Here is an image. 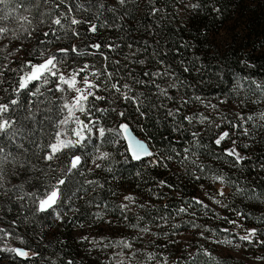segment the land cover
Returning a JSON list of instances; mask_svg holds the SVG:
<instances>
[{"label":"trees","instance_id":"16d2710c","mask_svg":"<svg viewBox=\"0 0 264 264\" xmlns=\"http://www.w3.org/2000/svg\"><path fill=\"white\" fill-rule=\"evenodd\" d=\"M196 3L201 7H190ZM18 4L22 6L17 7ZM119 5L113 9L104 0H66L64 4H59V0L47 3L45 0L38 3L37 0H9L6 7L0 5L4 12H11L8 20H0V27L10 30L0 38L3 50L0 51V103L19 100L17 106H10L13 111L9 115L22 129V134L14 139L0 136V147L16 158L14 165H5L3 188H0V229L4 230L0 232V242L10 232L20 236L27 248L23 249L31 252L27 258L15 253L10 264H69V261L72 264H116L121 257L115 254L121 251L125 263L134 259L135 263L143 264L140 262L148 260L152 254L157 263L217 264L212 250L184 245L188 232L196 233L197 238L201 234L202 238L209 234L217 236V232L209 228L212 223L209 220L194 228V216L179 211L180 207L190 208L182 201L186 196L195 195L188 190L191 177L185 172L180 174V170L187 169L190 173L200 170L205 163L204 160L193 163L190 158L180 164V160L185 153L197 156V153L213 150L228 156L227 150L233 148L222 142L215 143L227 130L212 118L207 117V122L201 123L195 116V107L215 105L220 108V100L252 92L253 80L264 84V0H189L185 7L178 0H154V3L143 0L141 7L136 3ZM213 6L219 8L220 13L214 12ZM155 9L159 11L154 12ZM236 15L239 19L240 16L246 18V34L241 39L233 36L232 39L237 40L235 45L218 44V34L226 24L236 22ZM20 17H27L30 23L23 22L22 26L17 19ZM56 18L61 19L63 28L52 23ZM72 18L94 23L98 31H88V23L71 25ZM73 29L80 35H74ZM76 39L73 45L82 54L71 52V44ZM93 44H100L101 48L91 47ZM59 48L69 49L66 56L79 63L76 66L80 69L88 65L87 69L91 67L94 72L104 73L99 79L93 78L100 86L96 94L105 99L89 97L86 102L89 112L79 113V116L85 122L87 117H92L98 128L105 129V135L94 136L90 141L86 139L83 146L65 149L49 162L44 158L50 151L47 146L54 143L61 126L59 121L66 116L61 106L69 91H57V85L53 84L55 79L51 78L47 85L41 86L39 82L29 85L31 92L40 87L43 95L33 96L30 91H22L17 96L15 89L19 77L28 71L27 61L37 63L35 57L50 49L62 55L57 52ZM81 58L86 61L81 62ZM139 60L145 63H137ZM105 69L113 73L111 80L107 79ZM157 71L170 75L162 78L151 75ZM113 83L125 92L122 86L130 85L132 91L128 94L136 102L125 101L111 88ZM172 84L176 87H170ZM156 85L167 88L168 96L161 95ZM120 112L125 115L121 117ZM186 117L193 119L189 122ZM121 124H127L136 136L140 132L149 139L146 143L150 151L152 147L161 154L160 167L148 166V157L133 160L124 138L118 142L121 158L104 159L101 169L96 170L85 165V156L96 148L104 149L102 147L109 144L107 137L111 127L118 131ZM233 127L234 124L229 125V129ZM256 145L258 162L254 164H264V145ZM74 156H80L83 162L70 172ZM247 161V175L244 173L243 177L250 183L244 185L239 177L242 191L239 215L243 219L247 211L256 212L255 204L264 199L262 171L258 165ZM102 169L104 171L100 172ZM59 179H65V184L60 186L62 199L56 206L61 219H57L51 209L36 210L38 200ZM158 184L161 189L157 188ZM136 193L143 195L140 199L143 204L135 208L132 201L124 198L134 197ZM196 200L203 202L202 205L195 201L198 208L209 209L204 199ZM124 204L128 208L122 211L120 206ZM145 227L150 231L141 232ZM260 237L259 241H264V237ZM120 240L131 242L133 248L115 246ZM152 243L157 247L151 248ZM260 248L264 251V244L260 243ZM205 250L215 259L206 255ZM133 251L136 252L134 258L131 257ZM224 259L219 264H232Z\"/></svg>","mask_w":264,"mask_h":264},{"label":"rangeland","instance_id":"374dc122","mask_svg":"<svg viewBox=\"0 0 264 264\" xmlns=\"http://www.w3.org/2000/svg\"><path fill=\"white\" fill-rule=\"evenodd\" d=\"M104 1L107 2L108 6L113 9L116 8L119 3L118 0ZM178 2L181 5H184V7L189 5V0H178ZM128 3H136L137 6L141 7L143 5V0H125V3L123 5L120 4L119 6L125 7ZM140 10L141 9H139V11ZM235 20L236 22L232 21L223 27V29L217 36V43L219 42L224 46H227L228 44L235 45L237 44V40L234 39H241L246 34V18L240 16L239 19V16L236 15ZM233 36H235L236 38H234ZM76 41L77 39L71 45L73 46ZM53 54H55V51L50 49L49 51L44 53L43 57L41 56V54L36 56L35 61H37V63H41L43 62V59ZM56 55L63 56V54ZM80 61L84 62L86 61V59L81 58ZM76 64L79 65V63L74 62L68 56H64V62L59 65V69L66 76H70L73 70L80 69V66H76ZM93 72V69L90 67V69H87L85 70V72L81 73V76L87 75L88 79L95 83L93 78L94 76L92 75ZM51 79H55L53 84L57 85V79L55 77H52ZM77 80H80V77H77ZM255 81L264 85L258 80ZM77 86L84 87L82 83H79ZM253 86L254 90L252 92L245 93L243 95L238 94L234 99L231 98L220 100V108L200 105L195 107V116L197 119H200L201 116L212 118L214 119V121H216L217 125H219L220 127H224L227 132L230 133V137L222 141V143L227 146H233V148L242 149L243 152L240 153V155L246 157L247 159L245 160H248L247 162H249L250 165H258L259 170L262 171L261 180L264 182V167H262L264 166V164H254L255 162H258V159H255V156L257 155V152L259 150L256 144H262V146L264 145V121H261L259 119V114L264 113V96H262L261 93L256 90L255 84H253ZM61 87H64L67 90L66 85H61ZM93 91L96 90L93 89ZM74 95V92L69 91L66 99L72 102V98L74 97ZM253 101L258 102L253 103ZM79 113V111H76L75 114L80 118ZM65 114L67 115V110L65 111ZM250 115L253 116L254 119L251 121H247V117ZM242 117L243 119H241ZM87 118V122H85L82 118L80 119L83 120L84 123L87 124L90 128H92V132H88L86 129L83 132V134L88 137V140L90 141L94 136H99V132L98 126L94 119L92 117ZM204 122H207L206 119L204 120ZM231 124H234V127L232 129H229V125L231 126ZM111 126H113V124H111ZM77 127L78 126L74 122H71L66 126L61 125L58 131L66 133L65 135L61 136V139H71L75 141L77 137L72 133L71 129ZM112 128L114 127H111V131L107 137L109 144L105 147H102L104 149L96 148L93 153H89L85 156V165L89 166V168L93 170H96L98 168L101 169V163L104 161V159H98L97 157H100L102 153L109 154L108 160H114V158H117L118 156H120L121 158L122 151L119 148L118 142L120 139H123L122 132L120 131L121 129L115 131ZM245 129L248 130V135L244 134ZM138 133L139 135L137 137L140 140H143L144 142L149 141V139L142 136L140 132ZM233 141L235 143H233ZM245 145H248V147H244ZM151 150L155 155L146 159L147 165L160 167V152L152 147ZM197 150L201 151L199 149ZM185 157H187V159L192 158L194 162H199V160L202 162V160H204L205 163H203V166L200 167V170H191L190 173L187 169H184L185 171L180 170V174H183V172H185V174H188V176L191 177V183L189 187L190 189L188 190L191 193H195V195H191L192 197L186 196L182 201L188 203L190 205V208L180 207L179 209H186L185 212H182L184 215H193V220H195L196 225H199V227L204 225L207 220L212 222L209 228L215 230L217 232V236L209 234L204 238H202V235L197 238L196 233L188 232V234L185 235L186 240L184 242V245L187 248L189 247L191 249L197 246L196 249L198 250L204 248L212 250V253L218 261H221L223 258H225L224 260L229 259L227 261H230L232 264H264V251L260 248L259 243V240H261L260 236L264 237V199H261L255 204L256 212L250 213L249 211H247L246 218L244 219L239 215V200L240 193L242 192L240 188L241 185L239 184V177H242V182L244 185L250 183L249 179L243 177V174L246 170L245 160L241 161L240 163H236L235 160L228 158V156L220 155L217 153V151L213 150L208 151L207 153H197V156L185 153L184 157L180 160V164H183L186 161ZM153 161H158V163H153ZM81 162H83V158H81ZM97 164L100 165V167H97ZM101 171L104 170L102 169L100 170V172ZM215 177H223V181L214 179ZM157 188L161 189V184H158ZM221 192H223V195L220 194ZM136 194L138 196L134 195L135 199L134 201H132L135 208L139 206L140 203L143 204V202L140 201L143 195L141 193ZM174 195L176 197V194ZM199 197L207 202L209 209L197 207L198 205H196L195 201ZM216 201H219V203H217ZM193 220L189 221L190 224H192ZM229 221H235L236 223H229ZM199 227H196V229ZM253 228L257 230V235L253 238L252 243L239 239L240 236L247 234L246 230ZM225 229H227V231H225ZM224 240H231L233 243L232 245H228L225 243L217 242ZM234 245H239V247H235ZM150 246L151 248L157 247L155 243H152ZM18 247L27 249L24 246L23 240L20 236H14L10 232H7V235L5 234L0 242V253L2 255L0 264H10V260L16 257L15 252L6 251L4 249ZM205 251L207 252V250ZM27 252L28 256H30L31 252ZM140 263L168 264V262L164 261L157 263L153 258H148V260H144ZM125 264L137 263H135L133 259L132 261H127Z\"/></svg>","mask_w":264,"mask_h":264},{"label":"snow or ice","instance_id":"6c2138e0","mask_svg":"<svg viewBox=\"0 0 264 264\" xmlns=\"http://www.w3.org/2000/svg\"><path fill=\"white\" fill-rule=\"evenodd\" d=\"M48 0H45V3H47ZM66 2V0H59V4H64ZM118 2L123 5L125 3V0H118ZM151 3H154V0H150ZM9 3V0H0V5H4L5 7L7 6V4ZM38 3V0H37ZM22 5L18 4L17 7H20ZM57 7H59V5H56ZM101 7H103V5H101ZM191 8L193 9H198L201 7V5L199 3L196 4H191L190 5ZM155 11H159V9H155ZM213 11L216 13H220V9L213 6ZM0 12H2L3 14L0 15V20H8L11 17V12H4L3 9H0ZM69 12H71V8H69ZM19 20H21L22 22V26H23V22H28L30 23V21H28L27 17H20L17 18ZM53 24L55 25H59L62 28L64 27V25L61 23V19L60 18H56L52 21ZM82 23H88L89 24V28L88 31H90L91 33H96L98 31L97 25L94 23H90L88 21H81L78 20L76 18H72L71 19V25H80ZM103 26V25H101ZM9 28L7 27H0V38H3L4 36H6L9 33ZM24 31H27V29L25 28ZM73 34L76 36H79L80 33L76 32L73 29ZM29 35H31V33H29ZM45 36L48 35V33H44ZM14 38L18 39L19 36H15ZM91 47L99 50L101 48L100 44H93ZM108 47L111 49L113 48V45H108ZM0 51H3L2 49H0ZM58 53L64 54L63 56H57L56 54L53 55H49L47 56L45 59H43V62L41 63H33L32 61H27L26 62V67L28 68V71H26L23 75H21L19 77V82H18V87L15 89L17 96L19 95L20 92L22 91H30V94L35 96L36 94H41L43 95V93H41V88L40 87H36L34 92H31V90L29 89V85L34 84L36 82H39L41 86L43 85H47L50 82V78L55 77L57 79V91L60 92H65L66 89L64 87H61V85H66L67 86V91L70 92H74L75 95L72 98V102L69 101H65L63 103V105L61 106V111L67 110V115L61 119L59 121L60 125H68L71 122H74L78 127L77 128H73L71 129L72 133L77 137V139L75 141L71 140V139H61L62 135H65V132L62 131H58L56 133V140L54 143L49 144L47 147L50 149V151L45 155V160L47 161H53L55 158L58 157L59 154H61L65 149H71V148H76L77 146H83V141H85L86 139H88V137H86L83 132L86 129L88 132H92V128H90L87 124L84 123L83 120H81L78 116H76V111H79L80 113H84L87 114L89 112V107H86V102L89 101V97H92L94 100H104L105 97L97 95L96 91H93V89L95 90H99L100 86L97 83H94L92 81H90L88 79L87 75L81 76V73L85 72V70L89 67L88 65H85L84 68L79 69V70H73L72 74L70 76H66L64 73H62L59 69V65L62 64L64 62V56L67 55V53L69 52V49L67 48H59L57 49ZM71 52L73 53H77V54H82L79 52V50L77 49V47L75 45L72 46L71 48ZM41 56H44V53L41 52ZM105 59H107V57H105ZM116 63H119L118 61ZM137 63L140 64H144L145 61L143 60H139L137 61ZM15 71V70H13ZM105 71L107 72V69H105ZM185 71H188V69H185ZM2 74V73H0ZM93 76L97 77V79H99L100 75H104V73H99V72H93L92 73ZM145 75H149V73L145 72ZM151 75L153 76H157V77H164V76H168L170 75L169 73H162V72H155V73H151ZM113 76V73L111 72H107V79L111 80ZM77 77H80V80H77ZM136 83H144V81H135ZM79 83H82L84 85V87H78L77 85ZM253 84H255L256 90H258L262 96H264V85H262L261 83L256 82L255 80L252 81ZM123 89H126L127 91H121V88L117 86V84L113 83L111 85L112 89H115L116 92L120 93L121 96L123 97V99L125 101H129L132 100L133 102L135 101V98L130 96L128 93L132 91L131 86L128 84H124ZM156 87L159 89V92L161 95L163 96H168V91L167 88H163L160 85H156ZM170 87H176L175 84L170 85ZM107 90V89H105ZM169 99H171L172 97H168ZM197 99H199V97H197ZM258 101H253V103H257ZM19 104V100L18 99H11L8 103H0V136H6L9 139H14L17 135L22 134V129L17 126V121L15 119H13L9 113L11 111H13V109L10 106H17ZM212 107H215V105H213ZM98 111H106L105 109H97ZM113 111H115V109H113ZM139 111V109H138ZM178 111V110H177ZM141 115H144V113H140ZM173 113L170 111L169 115H172ZM118 115H120L121 117H123L125 115L124 112H120L118 113ZM29 117H25V119H28ZM185 119H187L189 122L192 121V117H186ZM207 119L206 117L201 116L200 118V122L203 123L204 120ZM243 119V117L241 118ZM254 117L253 116H248L247 117V121H251L253 120ZM259 119L261 121H264V113H260L259 114ZM245 121V122H247ZM120 129L125 133V139L128 141V151L131 154V157L133 160H141L144 157H153L155 154L153 152H151L148 148V145L141 140L136 139L134 136H131L129 134V126L127 124H121L120 125ZM111 131V130H109ZM98 132H99V136L103 137L105 135V129L103 127L98 128ZM244 134L248 135V130L245 129L244 130ZM193 135L195 136L196 134L193 133ZM230 137V133L225 131L222 132L219 137L216 139L215 143L217 145H220L222 141L228 139ZM233 143H235L233 141ZM19 147H23V145H19ZM244 147H248V145H245ZM189 151L188 149H185V152ZM227 155L234 157L235 158V162L236 163H240L241 161L247 159L246 157H243L240 155L239 152H237V150L235 148H232L230 150H227ZM109 156L108 153H102L100 157H97L98 159H107ZM11 157V159H10ZM163 159V158H162ZM167 159H172V157H167ZM185 159H187V157H185ZM8 163H12L13 165L16 163V158L12 157L11 153H5V149L3 147H0V188H3V180H4V174H5V165ZM81 163V157L80 156H74L72 158V162H71V166L69 168V171L71 172L74 169H77L78 166ZM153 163H158V161H153ZM194 163V161H193ZM22 166V165H21ZM97 167H100V165H96ZM264 167V166H262ZM110 170V169H109ZM214 179H218L223 181V177H215ZM162 185L165 184L164 181L160 182ZM65 184V179H59L55 184L51 185V190L46 192L45 196L43 198H40L38 200V207H37V212H47L48 210H52L56 213V218L57 219H61V214L59 211H57L56 206L61 202L62 199V194H61V187L62 185ZM168 187H172L171 185H167ZM221 195H223V192L220 193ZM127 201H134V197L133 196H126L124 198ZM217 203H219V201H216ZM196 203L198 204H202L203 202L200 200H196ZM121 210L123 211L124 209L128 208L127 204L121 205ZM143 207V206H141ZM204 207H207L206 205H204ZM180 212H185L186 209L185 208H181L179 209ZM140 219H143L142 217H140ZM229 223H233L235 224V221H229ZM131 227H138V225H130ZM194 228L195 227H199V225L193 224L192 225ZM3 229H0V232H3ZM141 232H149L150 230L145 227V228H141L140 229ZM225 231H227V229H225ZM247 234L240 236L239 239L242 241H247L249 243H252L253 238L256 237L257 235V230L256 229H249L246 230ZM7 235V233H6ZM155 235V234H154ZM202 235V234H201ZM86 239V238H85ZM218 243H225L228 245H232V241L231 240H224V241H217ZM259 243L264 244V241H259ZM117 247H120L122 249H132L133 245L131 242L125 241V240H120L116 243ZM235 247H239V245H234ZM6 251H11V252H15L18 256L27 258L28 257V252L19 249V248H6L4 249ZM206 255H208L210 258L215 259L214 257H211V253H205ZM118 257H121V259H118L116 261V264H125V259L124 257V252H118L115 254ZM136 255V252H132L131 253V257L134 258ZM115 258V257H114ZM149 258L152 259L154 258L152 256V254H149ZM166 260V258H165ZM69 264H72L71 261H69ZM217 264H219V261H217Z\"/></svg>","mask_w":264,"mask_h":264},{"label":"water","instance_id":"95a60500","mask_svg":"<svg viewBox=\"0 0 264 264\" xmlns=\"http://www.w3.org/2000/svg\"><path fill=\"white\" fill-rule=\"evenodd\" d=\"M129 134L131 135V136H134L136 139H138V140H140L132 131H131V129H129ZM123 138H124V141H125V144H126V146H127V149H128V141L125 139V133L123 132ZM141 141H143V140H141ZM146 143V142H145ZM147 144V143H146ZM148 148H149V146H148ZM149 150H150V148H149ZM129 152V151H128ZM129 154H130V152H129ZM131 155V154H130ZM144 158H146V157H144ZM144 158H142V159H144ZM141 159V160H142ZM135 161H137V160H135ZM140 161V160H139ZM19 249H22V250H24L25 251V249H23V248H19ZM21 257V256H20Z\"/></svg>","mask_w":264,"mask_h":264}]
</instances>
